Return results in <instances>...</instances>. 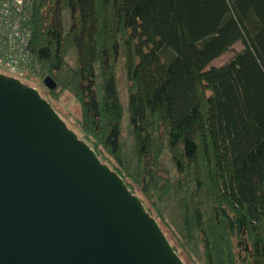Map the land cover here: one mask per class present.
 Masks as SVG:
<instances>
[{
	"label": "trees",
	"instance_id": "trees-1",
	"mask_svg": "<svg viewBox=\"0 0 264 264\" xmlns=\"http://www.w3.org/2000/svg\"><path fill=\"white\" fill-rule=\"evenodd\" d=\"M30 2L43 96L186 264H264V0Z\"/></svg>",
	"mask_w": 264,
	"mask_h": 264
},
{
	"label": "water",
	"instance_id": "water-1",
	"mask_svg": "<svg viewBox=\"0 0 264 264\" xmlns=\"http://www.w3.org/2000/svg\"><path fill=\"white\" fill-rule=\"evenodd\" d=\"M0 264H186L124 177L39 88L3 72Z\"/></svg>",
	"mask_w": 264,
	"mask_h": 264
},
{
	"label": "built area",
	"instance_id": "built-area-1",
	"mask_svg": "<svg viewBox=\"0 0 264 264\" xmlns=\"http://www.w3.org/2000/svg\"><path fill=\"white\" fill-rule=\"evenodd\" d=\"M30 0H0V72L38 80L41 66L30 50ZM38 87V85H31Z\"/></svg>",
	"mask_w": 264,
	"mask_h": 264
},
{
	"label": "rangeland",
	"instance_id": "rangeland-1",
	"mask_svg": "<svg viewBox=\"0 0 264 264\" xmlns=\"http://www.w3.org/2000/svg\"><path fill=\"white\" fill-rule=\"evenodd\" d=\"M241 44H238L237 47H240ZM232 52H228L225 53L224 55L216 58L212 64H218V63H223L224 61H226L230 56H231ZM42 77L39 76L38 80H35V78H24V82L27 84H31V85H38L40 91L43 93L44 96H47V92L45 87L42 85ZM65 100L60 102L58 100L55 99V107L56 109L60 112V114L66 119L67 117V112L69 111V109H72L73 112L75 113H80L79 109V104L76 102V98L72 96L71 93H66V95L64 96ZM53 103V102H52ZM71 119V118H70ZM67 121V120H66ZM70 126V125H69ZM72 128V127H71Z\"/></svg>",
	"mask_w": 264,
	"mask_h": 264
},
{
	"label": "clouds",
	"instance_id": "clouds-1",
	"mask_svg": "<svg viewBox=\"0 0 264 264\" xmlns=\"http://www.w3.org/2000/svg\"><path fill=\"white\" fill-rule=\"evenodd\" d=\"M24 82V81H23ZM31 85V84H30ZM34 87V86H33Z\"/></svg>",
	"mask_w": 264,
	"mask_h": 264
}]
</instances>
